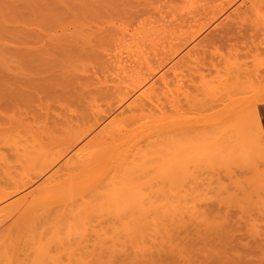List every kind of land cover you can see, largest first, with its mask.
<instances>
[{
  "label": "rangeland",
  "instance_id": "obj_1",
  "mask_svg": "<svg viewBox=\"0 0 264 264\" xmlns=\"http://www.w3.org/2000/svg\"><path fill=\"white\" fill-rule=\"evenodd\" d=\"M19 1L24 2V0H19ZM126 1L127 2L130 1V3L128 2V4L126 5V2H124L125 4H122V5H124V7L122 6V8L120 7L119 9L117 8V6H115L117 9L115 11L112 10V9H115V7H113V5H111V4L109 6H107V3L105 1L103 2V4L105 3L106 5L105 4L104 5L100 4L98 6H96V4L92 5L93 6L92 12L94 11L93 13L96 16H94V14L92 13L90 16L91 17L90 21L87 20L88 23L87 22L84 23V26H85V24H87V26L85 27L86 30H88L87 28H89V27H94V28H89V30L91 29L93 31V32H91V31H89V32L95 34V35H93L94 37L95 36L97 37V35H99V34H101V36L103 37V39H98L99 41H102L101 43H99V45H96L95 41L97 40V38H99L101 36H99L97 38L95 37L96 40L93 43L97 47L100 48V50H99V51H101L100 55L96 56V55L88 54V55H84V56L81 55L82 57L80 56L78 58L76 56H75L76 58H73L74 57L73 56L72 59H70L71 57L67 58V59L61 58V61L59 60V63H55L52 67L53 72H56L60 76L62 75L61 77H63V78L59 77V81L61 79L64 80V78H67V80H68L67 83H65L66 79L64 80V82L61 81L60 83L56 81L55 83L58 84V86H60L59 84H61V83L63 84V85L61 84L63 87H64V84H65V87L71 85V88L67 87V89L70 88V90L75 89V87L79 88V89H84L85 87H87L88 90L89 89L94 90V88L97 89L98 86H100V88L98 87V89H102L103 91L106 89H109L108 97H106L107 95L106 96L104 95L103 98H98L99 100L97 102H99L100 106L102 105V108H104V109L111 107V106L114 107V111L110 112V114L105 116L104 119L101 121V123H99L96 126V128H94L92 131H90L79 143H77L75 146L70 148L68 151L64 152L63 155L60 157V160L51 168L50 171H48V173H46L44 176L40 177L38 180H36L32 184H30V186L26 187V189H24V190L22 189L21 192H18L15 195L13 194V195H11V197L8 196L9 198L5 197V199L3 198L0 200V221L2 223V224H0L1 225L0 231H3L2 229L9 227V229L14 232V237L17 238V240H18V241H15L16 243L11 245V247L8 248L6 251L0 249V261L3 262V264H6V263L12 264L14 262V260L16 259L15 258L16 254H14V252H15L14 249L17 247L18 250H23L26 253V255H28V254L30 255V256H27V258L31 257L30 258L31 261L28 260L30 264H46V263L53 264L52 263L53 259L50 258L51 257L50 254H52V253H53L52 255L56 254L57 252H55V250L57 251V249H60V251H61L63 249L62 247H64L63 244L66 241L69 242V239H71L73 242L76 241L74 244L78 243V241L82 242L83 240L82 239L80 240V238H83V235L85 234V232H87V231L90 232V230L92 229V226L90 224L96 225L98 223V222L96 224H94L95 222L90 223L88 220L89 217H92V216L94 218L95 217L98 218L100 216L101 217L102 216L107 217L108 213H109L108 216L110 217V215L114 214L113 213L114 208L112 209L113 210L112 213L108 212V210L113 207L112 204H111L112 207L109 206V207H107L108 208L107 209L106 206L103 208L104 205L101 207L100 204L96 205V202L95 203L92 202L93 198L91 195L92 194L95 195L97 190L93 192V189L91 190L90 185H87V184L79 185L78 184L79 183L78 181H81V180L77 181V179L82 178L81 175L84 174V173H82L83 171L82 172L80 171L81 175L79 173V177H77L79 170H74L73 172L70 171L71 172L70 173L65 168L67 167L66 164L71 163L70 165H74L72 163H76V161H78L79 158L82 159L83 156L84 157L86 156V154L88 156L90 153L89 152L90 148H86V147H88L89 142L95 136H97L98 133H100L103 129H105V127L110 125V123L113 120H117L120 117L122 118L123 115L125 117V116H130V115L134 114L137 116L135 118L136 122L133 125L129 126L128 129L126 130V131H128L126 138L130 141L129 147L133 153H138V151L141 149H143V150L148 149L151 151V153L153 154L151 161L154 160L153 162H155V164L153 163L154 165H152V167H153L152 170H154L156 175L157 174L159 175L160 173H162L163 169L165 167H168V165L171 168V166H173V162H175L177 160V158H180L182 153H184V152L187 153L185 158L182 157L183 160L185 161V162L183 161L182 166H186V169L184 167H182V169L179 170V171H181L180 173L179 172L174 173L173 178H171L170 180L167 181V185L170 184V186L166 187V191L168 192V194L170 196L169 200H170L172 209L174 208L173 206H175L176 207L175 210L180 211V213L184 217V218H181V219H183V221L184 220L190 221V217H192L190 214L194 215L196 213L195 209H194L195 211H193V212L191 211V210H193L192 209L193 205L198 206L197 208L199 209L198 210L199 212H200V210L202 211V209H204V210L206 209L208 212V215H209L210 210L212 211V209H213V207L211 205H213L215 207L214 204L219 203L216 205L218 206L221 204L222 209L226 208V206H227L228 208H230V210L233 209V210H231V213H233L236 211L234 209H236V208L239 209V206H238L239 201L237 200V198L233 197L234 196L233 192L237 189L236 185L247 186L246 184H249L248 186H254L255 185L258 187V189L255 190L256 191L255 194L253 196H250V199L246 200V202H245V203H247V209H248V211L246 209L247 213H246V211L244 213V210H239L240 212H243L242 213L243 217L240 216V218L242 217V219L239 218V215H241V213H239V212H238L239 215L236 217L233 214H231L232 216L235 217V218H233V217L232 218L235 219L236 221H238V223H240V224H238V223L236 224V221L234 224L233 219L232 218L230 219L231 215H230V212L228 211L229 209L228 210L224 209L223 213L220 212L224 215L225 214L224 211L225 212L228 211L229 215H230L229 221L232 222L234 224V226L241 225V226H239V228H241V230L237 228V229H235L236 231L232 230V232L234 234V237L235 236H241V238H243V239H241L242 241L239 240L240 239V237H239V238H237L238 241L236 239V242L232 243L234 241V239L232 238L233 236H231V238H229L230 237L229 234H231V228L228 229L229 231H228V235H227V236H229L228 238L231 241L227 240L228 238L225 237L226 239L223 238V240L226 242H223V243H225L223 245H222V241L220 240V238H222L223 236L220 238L217 237L218 239H216V237H215L216 235L215 234L212 235L211 234L212 232H209L210 234L205 236V233L203 230V233H202L203 236L201 235V238H200L199 236H197L198 234L196 233V228L191 227V223H190V227L195 229V231L192 229L193 231L191 232V234H190V232L181 231L183 229L186 230L184 228V227H186V225H182L184 227L180 228L181 230L178 227V229L180 230V232L182 234V237H181V234L179 233V236H178L179 238H177V235H176L175 236L176 238L173 236L174 239L170 238V241H169V239H167L168 237L165 236V238L169 241V243H167L169 246L166 245L165 242H167V240L165 238H163V239H165L166 241H164V242L162 241L163 240V239H161L162 235L159 237L161 239V243L157 239H154V241L148 240L149 242H147L146 243L147 245H146L142 240H140L141 242L140 241L139 242L142 243V247L145 244L144 245L145 248L143 247V249H145V250H146V248L149 250L152 249L150 251V253H148L149 250H148V252L146 251L147 253L145 252V255L143 253H141V251L139 249L138 253H140L139 254L140 256H138V257H141L142 254H143V257L146 256V258H142V257L140 258L141 260L143 259L144 263L141 261L142 264H186V263L189 264L188 262H191L192 260L194 262V263L192 262L193 264H195V263L196 264H198V263L199 264H205L206 261L208 262V264H210V263H212V264H222L223 263L224 264L225 262H223V261H225V260H226L225 264H227V259L225 258V260H224V255L229 253L230 251H232L234 249L233 248L232 250L228 251V249L231 247L228 248V246H226V243H230V242L233 245L238 243L242 246V244H244L243 247L246 246V247H248V249H249V246H251L250 252L248 251L251 254L247 253L248 254V255L246 254L247 257L246 256L239 257L240 253H238V252L242 251L241 254L243 255V253L246 251V247H244L245 250L243 251V247H241L238 244H237L239 246L238 248H240V249L242 248L241 250L237 249V247H236L237 245L232 246V247H235L236 250H240L238 252L234 251L235 249L233 250V252L238 253L239 256H237V253H235L237 257L235 256V254L233 252H230V253L234 254V255L231 254L232 256H235L237 258V259L232 258L231 255L229 254L233 260L236 261V260H238V258L241 259L242 257H244V258L246 257L245 260L244 259L241 260V261H243L242 263L240 260H238L236 262H233L234 264H237V263L238 264H240V263L241 264H243V263L244 264H264V177H263L264 176V172H263L264 163L261 162L264 160L263 159L264 153H263V157H262L261 151L259 152L258 148H257L258 150L256 148H253L256 150H253V152H255V153L251 152V155L253 154L255 156L258 153H261V154H258L257 156H255L256 160H254L252 158L254 160V162L256 163V166H257V163L259 162V164H258L259 168H256V166H254L255 163H252V162H251L252 164L249 163V165L247 167L246 164H248V163L243 162L244 160L239 155L240 152L238 150H236L237 154H235V155H237L238 159H239V157H241L243 161L240 159H239V161H237L235 159L236 157H234V156H233L234 159H232L233 157L229 158V157H225V156H220V157L216 156L215 158L211 159L210 157L209 158L207 157V154L209 153L208 148H205V149L200 148V150L195 149V148L194 149L190 148V144L193 142L192 140L196 139L198 141L199 136H200V140H203L204 135H203V132L201 131V129H203L202 125H204L203 123H205L204 126L206 127V125L210 124L212 121H215L216 117H218V115H219L218 114L216 116V114L219 112V110L222 107H224L227 104V102H229L228 97H226L227 95L226 96L224 95V94L228 93V92H226L227 89H228V91L230 90V92L233 93L232 96L233 97L235 96L236 98H245L247 96H250L252 94L255 95L257 93V91H251L250 89L254 88L253 84L256 82V80H257L256 83H260L261 82L260 78L264 79V10L260 9L256 6L255 0H126ZM8 2H11V0H8ZM12 2H15V0H12ZM17 2L18 1H16V3ZM97 7H100V9ZM101 8H102V11H101ZM94 9H97L96 12L99 10L102 13L100 12L99 16H97L99 11L97 13H95ZM104 10H105V12H109V13L103 12ZM7 11H8V9H7ZM9 11L11 12L10 9H9ZM24 12H27L26 8H25ZM70 12H72V11H70ZM70 14H69V16H67V15L65 16V18L67 17L66 19L57 18L58 20L46 21L47 23H44V22L42 23V21H39V20H36L37 22L33 21V20L32 21L26 20L27 21L26 22L25 20L22 19V21H21L20 17H19L20 20L17 18L18 16L15 19L16 20L18 19L19 22L18 21L14 22L12 19H10L9 22H7L6 24L8 25L10 23L8 26H10L11 29L13 28V26H17L18 28L15 27L16 30L17 29L21 30V28H23L22 32H24L26 34V32H27L25 30L26 28H28V29L34 28L35 30H32L34 32V34L32 33V36L34 35V37H32L34 42L32 41L30 44V41L32 40V38H31L28 43L26 42L27 45L24 47L23 41L25 39L23 38L21 31L16 32V33L11 32L12 33V34L10 33L11 35L9 33H7L9 31H6V32L0 31L1 32L0 36H2V38L0 37V48L2 46L3 47L7 46L6 44H11V47H12V45H14V42H15V46H14V48H15L16 45H18V44H16L17 42L14 41V39L20 38L19 40H21V37H22L23 41H21V42H23V45L19 43L18 47L22 48L23 51L26 52V53H24L23 51H21L20 53H16L15 51H12V53H10V51H9V53L3 52L4 54L1 53L0 57L7 56L6 58H7L8 62H10V64H16V62L12 63L9 60H12V58H13L15 61L16 58H20V57L27 55L25 57V59H26L28 56H30L29 54H27L26 49H24V48H27V46H28V48H30L32 46L35 47L36 45L38 46L40 44V45H44V46L48 45L50 47L54 42H56V40L62 39L64 37H66L67 34L69 35L71 33L72 34L75 33L76 35L75 34H73V35H75L78 39H81L79 34L82 33L81 32L82 28L81 29H79V28L83 24L82 23L83 18H81L82 20H79L80 17L75 16V15H77L76 13L73 12ZM72 14H75V15H72ZM62 17L63 16H61L60 18H62ZM11 20H12V22H11ZM83 22H84V20H83ZM20 25H21V27H19ZM26 25L27 26L30 25L29 26L30 28L27 27ZM84 26L82 25L81 27H84ZM5 30H6V27H5ZM8 30H9V28H8ZM79 30H81V31H79ZM10 31L15 32V30H10ZM35 31H37L36 34H35ZM3 33H7L8 35L4 36ZM19 36H21V37H19ZM19 40H17V41H19ZM27 40L28 39H26V41ZM2 42L6 43V44L4 45V43H2ZM8 46H10V45H8ZM48 46H46V47H48ZM41 47H43V46L36 47V48L38 49ZM17 52H19V51H17ZM21 53H22V55H21ZM8 57H11V58L8 59ZM14 57H16V58H14ZM0 59L2 60L3 58H0ZM21 59H23V58H21ZM1 60H0V62H1ZM7 60H5V61H7ZM18 60L16 59V61L22 63V61H20V59H18ZM165 60L167 62H165ZM5 61H4V63H5ZM18 62H17V64H18ZM162 62H165V65H163V67L161 66V68H159L160 63H162ZM4 63H0V68H1L2 72H4V73L0 72V74L11 76L12 80H13V76L15 77V75L18 74L19 70L21 72H23V70L25 71V69H26V68L23 69V67H21L22 69L19 68V70H18L17 68L14 69L15 66H17V65H13V66L10 65L11 69L8 70V67L5 66L6 63H5V65H4ZM3 65L6 68L5 67L3 68ZM18 65H20V64H18ZM61 65H63L64 67ZM68 66L70 67V70L68 69L69 68ZM57 67H63V68L66 67V69H68L69 72H67L68 71L67 70L65 73V70L63 68H62L63 70L61 69V71H59L60 69H58ZM44 69L45 68H42L41 70H43V71H40V72H44V73H42L43 75L45 74L47 76V75L53 74L52 71H50L48 69H47L48 71H46L47 72V74H46ZM49 69H51V68H49ZM5 70H7L8 72H5ZM16 71H18V72L15 73ZM250 71L257 72V77L247 78L245 74L247 72H250ZM151 72H152V74H151ZM29 73H30V71H29ZM56 73H54V75H56ZM74 74L76 75V77L78 79L75 78ZM150 74H151V76H150ZM140 76L141 77L142 76H145V77L150 76L151 78L148 77L149 81L147 79L146 83H144L140 87H136L135 85H137L138 80L139 81L141 80V79H139ZM88 77H91L92 80L89 81L87 79ZM4 78L7 79V77H5V76H4ZM73 78H75V79H73ZM91 78H89V79H91ZM12 80L9 81V84H11V82H13ZM165 82H167V83H165ZM9 84H8V86H9ZM56 84H55L54 88H56ZM66 84H68V85H66ZM132 85L134 86V88L136 87L137 90L136 89L134 90ZM59 88H61V90H63V88L60 86V87H57L58 91H61V90H59ZM87 88H85L86 91H87ZM131 88L134 91L132 92L130 97H128L125 100H122L123 92L126 91V89L131 90ZM57 90L55 92L56 95H53V96L51 95V92H49L50 94L48 92H46L48 98H46V96H45V98L42 99V97H44V95H45L44 93H42L41 97L38 96L39 99L36 98L37 100L35 99L33 101H27V103H24V102H26L24 100V102H23L24 105H23V103H21L23 105L22 108L19 106V101H18V103L16 105L14 104L11 107L12 108L15 107L16 110L19 109L20 111L18 110L19 111L18 112L16 110H14L15 111V113H14L13 110L10 111V110L6 109L9 113V114L7 113L8 115H6V116L8 117L9 115H11V113L12 114L14 113V114H17L18 116H20L19 119L23 118L22 119V121H23L25 118V113L27 115V112H28L29 118H28V116H26V118H28L30 120L28 121V119H27V121L21 122V121H19V119H16V118H18V116L15 115L16 117H13V118H15L16 121H15V119H12L10 121L12 116L10 119H8L6 117L8 120L6 119L5 123L3 121H0V123L3 122L1 124L0 128L2 130L5 129V127H3V126H6V128H10V126L12 125L13 122L17 123V120L19 121L20 125H24L26 128H27V124L30 125L31 122L34 123V124L31 123L34 127L39 128L43 125L45 126L46 121L47 122L51 121L50 124L52 125L54 123V121H56L57 118H60L59 121L61 120V117H62V119H65V116H66V118H68L66 115L68 113V111L65 107L72 109L76 105L73 102L69 101L70 97L67 99L63 96V98L61 100H59V98L57 97L58 96ZM120 91L122 92V95H121ZM190 91L192 92V95H194V96L191 95L192 96V103L194 104L193 106H190V101L189 102L186 101V100H188L187 93ZM220 91L223 92L221 95H220V93H221ZM240 91L244 92V93L241 94V93H239ZM53 93L54 92H52V94ZM58 93H60V92H58ZM147 95L151 97V101L152 102L154 101V104L150 101L151 104L148 103L149 106L147 105V108L145 109L147 111H145V110L143 111L140 109L138 110L137 109L138 107L136 106V104L142 99V97L144 98ZM222 95H224L225 97ZM49 96L50 97L56 96L58 99H56V97L52 99ZM223 97H224V99H225L224 101H226V103L221 100ZM40 98L42 100H40ZM175 98H177L176 99L177 101L176 100L173 101V99H175ZM193 98H194V100H193ZM215 101H217V102H215ZM89 102H91V101L86 100L85 106L81 109L77 108V106H76V109L77 110L79 109V112L81 114L82 113L85 114V115L82 114L84 116H86V114H88L87 116H90V114L92 113V109L89 106V104H90ZM222 102H223V104H222ZM69 103H73V105H75V106L71 105L72 106V108H71ZM170 103H172L171 106H170ZM213 103L215 104V107L219 106L220 104H222L221 105L222 107L214 108ZM68 104H69V107L67 106ZM152 104H153V106H152ZM157 104H158V106L161 105V107L163 106L166 109L168 108L167 109L168 113H169V115L172 116V117H170L171 120H170V123L168 125H165V124L158 121L157 118H159L158 116L161 115V111L158 109H156L157 110V112H156L157 116H148L147 117V115H149V113L151 111L150 107H154L153 112H155V107L157 106ZM173 104H177L178 106L175 107V106H173ZM62 105H64V107ZM187 107H188V109H187ZM5 108H7V107H4L3 110L6 113ZM132 108H133V110H132ZM179 108H181V109H179ZM70 109H68L69 112H70ZM217 109H219L218 112H216ZM47 111H49V112H47ZM20 112H22V113H20ZM23 112H25L24 117H22ZM60 112L62 113L63 116L58 117V115H60L59 114ZM65 112H67V113L64 116ZM72 112H71V114H72ZM80 113H79V115H80ZM176 113H178V114H176ZM32 114H33V116H32ZM49 114L51 117L49 116ZM35 115L36 116L38 115L37 118L35 117ZM46 115H48V117ZM30 116L32 118H30ZM75 117H76V115H75ZM26 118H25V120H26ZM53 118H56V119H53ZM86 118H87L86 121H88L89 118L88 117H86ZM52 120H54V121L52 122ZM92 121H88L87 125L90 124L89 122L92 123ZM208 121H209V123H208ZM27 122H30V123H27ZM16 123L15 124L13 123V124L17 128L23 127V126H20L19 124H16ZM21 123H23V124H21ZM193 124L198 126L197 129H199L201 131L202 137L199 134L200 133L199 130L197 131L196 128H191L189 130L188 125H193ZM11 127H13L14 129L16 128L14 126H11ZM24 128L22 131L26 132L27 129H24ZM2 130H0L1 131L0 133L3 136L4 135L5 136L3 137L0 134V137H2V138H0V164H2L4 166L8 165L9 167H12V169H13L11 172H7V171H4L5 167L3 168L1 165L0 168L3 169L2 172L3 171L5 172V174H3V175H8L7 173H9L12 176H16L17 178H19L21 176L20 179H22V178L26 179V176L33 173V170L29 168L30 165H28L29 163H27L24 160L25 158L22 159V157H20L22 162H26L28 166H26V163H21V160L19 162L21 163V165L23 167H21L19 162H17V163H19V165L16 163V161L20 158L19 157L17 158L15 156L19 155L17 152H19L20 149H19V151H17V147L15 146V142H13L15 140L13 135L10 134L9 137H11V138H10V140H7V139H9V137L7 138L6 134H9V131H8L9 129H5V131L3 130V132H6V133H3ZM6 130L8 131V133ZM12 130H10V132ZM15 130H17V129H15ZM19 130L21 131V129H19ZM13 132H15V134H17L16 131H12L11 133L13 134ZM24 132H22V133L24 134ZM19 133L20 132H18L17 135H19ZM142 136H143V138H142L143 140L140 142V144H135V143L133 144V142H136L135 141L136 139H138ZM15 137H16V135H15ZM193 143H196V142H193ZM185 146H186V148H185ZM18 148H20V147L18 146ZM127 149H128V147H127ZM186 149H188V150H186ZM15 150L17 152H15ZM56 150H57V148L54 150V152H56ZM59 150L61 151V149L58 147V150L56 153H58ZM21 151H23V149H21ZM199 151L202 154L201 157H200V155H198ZM190 152H192L194 155H196V158H198L199 160H202V161L206 160L205 162H208V163L201 161L202 162V164L200 165L201 170H199L198 169L199 165H198V167H196L193 164V162L195 161L196 158H195V156L190 155L191 154ZM14 153L15 154L17 153L18 155H15ZM167 154H170V155L167 156ZM3 155L5 157H7V159L6 158L5 159L8 162L5 163V160L1 159L4 157ZM191 156H192V159H194V160H192L190 158ZM258 156H260V157H258ZM261 157L263 160L261 159ZM187 158H189V159H187ZM190 159H191V162L188 161L191 163V164H189V166L190 165L192 166V168H190L191 169L190 172H192V170L194 172L197 171V172H199L198 173L199 176L201 175L200 173H202V176H203V178L201 176L203 181H202L201 185H199V187H197L194 184L193 180L191 182V178H190L191 175H190L189 169L187 168L189 166L186 162L187 160H190ZM2 160H4V162H2ZM168 160H169V162H168ZM141 162H143V161H141ZM171 162H172V164L170 165ZM240 162H241V164H243V167L240 164ZM184 163L186 165H184ZM244 165L246 166V168H244ZM15 166L17 167V169H15ZM251 166L253 168L255 167L256 171H255V168L253 169ZM27 167H28L29 171L27 170ZM143 167L147 168L145 166H143ZM76 168H74V169H76ZM227 168H231V171L232 170L235 171L233 173L235 175L231 176L232 174L228 172V170H230V169H228L226 171ZM262 168H263V170H261ZM183 169H184V171H183ZM194 169H196V170H194ZM5 170L10 171L11 168L7 169V167H6ZM17 170H19V171L17 172ZM257 170H260V171H257ZM24 171H26L30 174H28V173L25 174ZM56 171H58L57 175L61 176L62 181L67 178L68 184L67 185L65 184L66 195L63 197H60V199L57 202H54L55 204H52L53 208L60 207L59 211H57V214L53 213V215L58 216L60 214H65L66 217H68V222L61 224V225L55 224V226H52L51 230H49V236L45 237V239H43L41 237V235L39 234L40 230L39 231L37 230V232H36L33 230H29L26 227H23L22 226V222H23L22 220L23 219L20 218V216L24 214L23 213L24 211L26 212L29 208L34 206V203H36L39 199L42 198V191L47 184V179L52 174H54ZM225 171H226V173H229L231 175H229V177H228L227 176L228 174L226 175L224 173ZM261 172H263V173H261ZM18 173H19V175H17ZM21 173L24 175H21ZM155 173H153L154 178H155ZM217 175H220L219 176L220 178L222 177L221 182H217V180L220 181V178ZM1 176H2V173L0 175V182L2 179V182L0 183V190L3 188L5 190V187H6L7 189L5 191L2 190L4 192H6L7 190L11 189L10 187L8 188L7 186H9V185L6 184L8 178L5 179L4 178L5 176L4 177H1ZM74 176H75V178H74ZM260 176L262 178H260ZM8 177H10V176L8 175ZM71 177H73V179ZM212 177H214V179L211 181ZM229 178H232V179H229ZM160 179H159V177L156 176V179H153L152 184L150 186H146V187H143L141 189H140V187L137 188V186H136V188H134L135 190L132 191L133 195L135 194L134 197L136 198V196L139 195L138 190L141 192V195H142V191L147 193L149 191L157 190L159 185L162 184ZM220 183L226 184L227 186L231 185L230 187H232V188H228V190H227L224 187H221V186H223L222 184L219 187ZM240 183L242 185H240ZM226 185H224V186H226ZM102 188L103 187H100L99 190L104 189V188L103 189ZM4 192L0 191V197H1V193L4 194ZM7 192H9V191H7ZM240 194L239 195L242 197L245 196V195H242V193H240ZM247 197L249 198L248 195H247ZM240 199H242V198L240 197ZM210 206L212 207V209L209 208ZM206 207H208V209ZM116 210H117V208H116ZM213 210H216V212L213 211V213L214 214L216 213L217 215L214 216L213 213L211 212L212 215L210 217V220H213L214 217H217L218 220H220L219 217L223 216L222 214L219 215V211L221 209L218 211L217 208L216 209L214 208ZM174 211H173V213L176 212V211L175 212ZM238 213H235V214L237 215ZM188 215H190V217H188ZM177 216L181 217L180 214H178ZM195 216H196V214H195ZM244 218H246V219H244ZM2 220L4 222H2ZM229 221H227V222L229 223ZM246 221L248 222V227L244 228L243 226H247V224H245V223H247ZM3 223H4V225H3ZM184 223L187 224V222H184ZM98 224L96 225V229H97V227L98 228L100 227V225H98ZM53 225H54V222H53ZM182 226H180V227H182ZM188 227H189V225H188ZM107 228H108L107 231H109V232L112 231L111 227L109 228V226H108ZM232 228H233V226H232ZM161 229H162V226H161ZM175 230H177V227ZM237 230H239V231H237ZM193 232H195L197 234L196 235L197 239L199 237V239H201V241H199V240L197 241L196 239H192L191 236L193 235L192 234ZM18 233H19V235H17ZM185 233H188V234L186 235ZM110 235L111 234L108 233L107 237L105 239V241L108 240V242H111L110 246H109V244L107 245L108 242L107 243L105 242V244L107 245V248L111 247V244H112V241L109 238ZM185 235H186V238H185ZM188 235H190V236H188ZM212 236H214L215 238H213ZM190 237L192 240H195L193 242V245H191L192 243L190 244L191 247L192 246L194 247V245H196V243H195L196 241H197V245L195 247H198V245H199L198 242H200V244H201V247L199 245L197 252H196L195 247L193 248V250L195 249L194 252L192 249L190 251L191 247H189V243L187 244V242L188 241L192 242V240L190 239V240L186 241L187 238H190ZM203 237L208 239V240H206L208 245H210L211 243H214L212 240L216 239L215 244H218L217 245L218 247H215L216 245L213 246L214 244L210 245V246H208V245L202 246L201 242L205 241V239ZM157 238H158V235H157ZM180 238L182 240L186 239L184 241V243H186L185 247L182 245L184 243H181L180 242L181 240H178ZM183 238H185V239H183ZM193 238H195V237H193ZM210 239H212V240L210 241ZM232 239H233V241H232ZM217 240H218V242H217ZM72 241H70V242H72ZM97 241H98V239H97ZM151 241H153V244L155 243L154 245L152 244L153 248L151 247L152 246ZM208 241H209V243H208ZM220 241H221V243H220ZM73 242H72V245H70V246H68L69 243L66 242L67 245H65L64 249H67L68 247L73 246ZM156 242H159V244ZM162 242L165 243L166 247L162 245L163 248H161V244H163ZM173 242H175V243H173ZM239 242H241V243H239ZM127 243L131 244L132 242H130V243L127 242ZM180 243L182 245L181 249H180V246H178ZM247 243H249V245ZM61 244H62V247H61L62 249L58 248L59 245H61ZM93 244H94V240H93V242L90 243V246L92 247ZM220 244H221L222 248L220 247ZM227 245H230V244H227ZM125 246H122L121 244H119L118 248L120 247L119 248L120 252L118 254L120 256V260H118L119 262H117L116 264H122L123 262L121 259L124 260L125 255L128 256V253H130L132 251H133L132 253H134L135 251L137 252V249L135 250L133 247H131L133 250H130L131 248L128 249V251L125 249L127 252H125V250H123L124 253H127L124 255L122 248L124 249ZM132 246H133V244H132ZM158 246H160L159 250H158ZM205 246L208 248L213 246V248H211V250L214 253H212V251L210 249H207ZM223 246H224V248H223ZM77 247H78V245H77ZM127 247H129V245H127ZM164 247L167 249H165ZM171 247L173 248V251H171ZM187 247H189V250H187ZM203 247H205L206 251H208V252L210 250V253L206 252L204 250L205 248H203ZM219 247H220V249H222V250L219 249V251L226 250V247H227L226 253L224 254L223 253L224 251H223L222 253L224 255H222V256L217 255V254H222L221 252L220 253L218 252ZM74 248H76V247H74ZM140 248H141V246H140ZM183 248H186V251ZM215 248H217V249H215ZM48 249H50L49 255H48V253H49ZM51 249L55 253L54 252L51 253ZM199 249H201V250H199ZM46 250H48L47 251L48 253L45 252ZM155 250L158 251V253L156 255L153 254L154 252L155 253L157 252ZM167 250L171 251V252H169L171 255L168 253ZM175 250H176V252H175ZM177 250H179L180 254H181V252L182 253L187 252L186 254L189 255V253H188V251H189L190 254H193V255H191V257L186 256V254L179 255ZM199 251H201V252H199ZM106 252L109 254L110 248H108L106 250ZM151 252H153L152 254L154 256L151 254ZM42 253H43L44 258L42 257ZM107 253H106V255H108ZM200 253H203L204 256H201L202 254H200ZM245 253H244V255H245ZM227 255L225 257L229 256V255L228 256ZM47 256L48 257L50 256L49 258L51 259V261L48 260ZM54 256H52V257H54ZM108 256L106 258H108ZM179 256L181 257V259ZM230 257L228 258L229 260H230ZM152 258H153V260H152ZM174 258L176 260V261L174 260L175 263H173ZM189 258H191V260ZM140 259L136 258L137 264H139L138 260H140ZM166 259H169V261H172V263ZM194 259L197 261L195 262ZM232 259H231V262H232ZM76 260H74V261L78 262L77 264H79L80 263L79 259L76 258ZM180 260H182L185 263H183ZM214 260H216L217 263L212 262ZM45 261H46V263H44ZM61 261L63 262L64 259ZM66 261H68V259L65 258L64 263ZM239 261H240V263H239ZM247 262H249V263H247ZM192 263H190V264H192ZM228 263L233 264V263H230V261ZM14 264H15V262H14ZM135 264H136V262H135Z\"/></svg>",
  "mask_w": 264,
  "mask_h": 264
},
{
  "label": "bare ground",
  "instance_id": "obj_2",
  "mask_svg": "<svg viewBox=\"0 0 264 264\" xmlns=\"http://www.w3.org/2000/svg\"><path fill=\"white\" fill-rule=\"evenodd\" d=\"M16 1H18V2L16 3ZM104 1L107 3V6H109L111 4V5H113V7L117 6L118 9L120 7L122 8V6L124 7V5H122V4H125L124 2H126V5L128 4V2L130 3V1L127 2L126 0H24V2L23 1L21 2L19 0H15V2H12V0H11V2H8V0H0V29H1L0 31L1 32L9 31V32H7L9 34L11 32L12 33H16L19 31L22 32L23 28H21V30H18V29L16 30L15 27H17V26H13V28L11 29V27L8 26L10 23L8 25L6 24L7 22H9L10 19H12L15 22V21H18V19L20 17L21 21H22V19L25 21L26 20L27 21L28 20L29 21L30 20L31 21L32 20L33 21L39 20V21H42V23L43 22L47 23L46 21H51V20L56 21V20H58L57 18L66 19L67 17L65 18V16L66 15L69 16V14L73 13V12L76 13L77 15H75V14H72V15L80 17L79 20H82L81 18H83L84 22L82 20V23H83L82 25L84 26V23H86L87 20L90 21V18H91L90 16L94 12V11L92 12V9H93L92 5L93 4L94 5L96 4V6H98L100 4L104 5L105 4V3L103 4ZM255 3H256V6L258 8L264 10V0H255ZM100 7H97V8L100 9ZM25 8H26L27 12H24ZM102 8H101V11H102ZM7 9H8V11L10 9L11 12L10 11L8 12ZM94 10H95V13H97L99 11L98 10L96 12L97 9H94ZM112 10L115 11L117 9L115 7V9H112ZM70 11H72V12H70ZM101 11H99L97 16H99ZM103 12H105V10ZM105 13H109V12H105ZM61 16H63V17L60 18ZM94 16H96V15L94 14ZM16 17L18 18L17 20L15 19ZM12 20H11V22H12ZM29 26H27V27H29ZM81 26L79 28V29L82 28V31L79 30L82 32V33L79 32L81 39H78L75 36L76 35L75 33H73L75 35H73L71 33L69 35L67 34L66 37H64L62 39L56 40V42L53 41L54 43L50 47L46 44L45 45L48 47H46L44 45H40V44L38 46L36 45L35 47L32 46L30 48H28V46H27L28 49L27 48H24V49H26L27 54H29L30 56H28L26 59H25V57L27 55L20 57V58L14 57L17 60L20 59V61H22V63L18 62L19 60L16 61V59L14 61V59L12 58V60H9V61H11L12 63L16 62V64H10V62H8V60L6 58L7 56L3 55L4 57H0V58H3L2 60L0 59L1 60L0 63H4V61L7 60V61H5L6 65H5V63H4V65L6 67H8V70L11 69L10 67L13 65H17V66H15L14 69L17 68L18 70H19V68L22 69L21 67H23V69L26 68L25 71L23 70V72H21L20 70H19V72L16 71L15 73L18 72V74L17 75L14 74L15 77L13 76V80L11 79L12 78L11 76L0 74V121H3L4 123L6 122L5 120L7 118L10 119L11 116H12V118L10 119V121L12 119H15L13 117H16L15 115H17V114H14L15 113L14 110H16V109H15V107L12 108L11 106H13L14 104L16 105L18 103V101H19V106L22 108L24 103H27V101H33L36 98H38V96L41 97L42 93L45 94L44 97H42V99L45 98V96H46V98H48L46 92H48V93L51 92L52 96L56 95L55 92L57 90V87H60V86L63 88V90H61V88H59V90H61V91L57 90L58 92H60V93L57 92V95H58L57 97L59 98V100H61L63 98V96L67 99L70 97L69 101L73 102L77 106V108H80V109L85 106L86 100L92 102V103L89 102L90 103L89 106L92 109V113L90 114V116H87L88 114H86V116H84L85 115L84 113H82V114H84V115H82L79 112V109L77 110L76 106L73 105V103H69L70 106L71 105L75 106L74 108L76 110L74 108H72V106H71V108L73 110L65 107L67 109L68 113L65 112L64 116L67 113L66 115L68 118H66V116H65V119H62V117H61L60 121H59L60 118H57V117H56L57 119L53 118V119H56V121L52 120V122L54 121V123L52 125L50 124L51 121L50 122L46 121L45 126L43 125L39 128H36L31 124V123H33V122H31L32 120L30 121L31 123L27 122V123H30V125L27 124V128L24 125H20L19 121L25 122L29 118V116H28L29 113L26 111L27 115L25 112H23V116L21 115L22 117H24V113H25V118H26V116H28V118H26V120L24 118V120L22 121L23 118L21 117L22 119H19L20 116L17 115L18 118H16V119H19V121L17 120V123L13 122L14 124L16 123V124H19L20 126H23V127L17 128L11 122L12 123L11 126L16 127L15 129H17L18 131L15 130L11 126H10V128H6V126H3V127H5V129H9L8 130L9 134H6L7 138L10 136V134L13 135V137L15 138V140L13 142H15V146L17 147V151H19V149H20V151H19L20 153L15 150V152H17L19 154L18 155L17 153L16 154L14 153L15 155H18L15 157H17V158L22 157V159L25 158L24 160L27 163H29L28 164V165H30L29 168L33 170V173L30 174V173L24 171L25 174L28 173L30 175H27L26 179L25 178L20 179L21 176L19 178H17L16 176H12L11 174L7 173V172H11L13 170L12 167H9L8 165L4 166V165L0 164V166L2 165V167L3 168L5 167V169H6V167H7V169L11 168L10 171L4 169V171H7L6 173L10 177H8V175H3V174H5V172L4 171L2 172L3 169L0 168V172L2 173L1 177L5 176L4 177L5 179L8 178L6 184L9 185V186H7L8 188L9 187L11 188L10 190H7L9 192H7V191L4 192L7 189L6 187H5V190H4V188L0 190L1 192H4V194L1 193L0 200L3 198L5 199V197L7 198L8 196L11 197V195H13V194L15 195L16 193L21 192L22 189L23 190L26 189V187L30 186V184H32L33 182L38 180L40 177H42L46 173H48V171H50L51 168L60 160V157L63 155L64 152L68 151L70 148H72L77 143H79L90 131H92L94 128H96V126L99 123H101V121L104 119L105 116L110 114V112L114 111V107L111 106V107L104 109V108H102V105L100 106V103L97 102L99 100L98 98H103L104 95L105 96L107 95L106 97H108L109 89H106L103 91L102 89H98V87L100 88V86H98V87L96 86L97 89L94 88V90L93 89L88 90L87 87H85V88H87V91L85 90V88L79 89L76 87H75V89L70 90L71 85L67 86V87H70L69 89H67V87H65V84L63 87L62 83H61L62 85L59 84L60 86H58V84L55 83L56 81L59 83L61 81L64 82L65 79H66L65 83L68 82L67 78H64V80L61 79L59 81V77L63 78V77H61L62 75L60 76L56 72H53V70H52L53 65L55 63H59V60L61 61V58L67 59V58L71 57L70 59H72L73 56H74L73 58H76V57L78 58L81 55L84 56V55H88V54L98 56L101 53V51H99L100 48L96 46L102 42V41L98 40V39H103L101 34L97 35V37L101 36L102 38L101 37L97 38L95 36L97 38V40L99 41L98 42L95 39V37L93 36L95 34L91 33L93 31L91 29L89 30V28H94V27H89V28H87L88 30H86L85 27L87 26V24H85L84 27H81ZM5 27H6V30H5ZM19 27H21V25ZM8 28H9V30H8ZM10 30H15V32L10 31ZM25 30L27 31L26 34L24 32H22V36L25 39L24 41L22 40L23 38L21 36H19V37H21V40H19L20 38L14 39V41H16L17 42L16 44H18V45H19V43L23 45V42H24V45H23L24 47L27 45L29 40L32 37H34V35L32 36V33L34 34V32L32 30H35V29L34 28L33 29L32 28L31 29L26 28ZM89 31H91V32H89ZM1 32H0V34H1ZM36 32L37 31H35V34H36ZM7 33H3L4 36L8 35ZM0 37L2 38V36H0ZM26 39H28V40L26 41ZM17 40H19L20 42ZM21 41H23V42H21ZM32 41H33V38L30 41V44ZM94 41H95L96 45L93 44ZM2 43H4V42H2ZM5 44L6 43H4V45ZM6 45L7 46H4V47L2 46L0 48V54L3 52L9 53V51H10V53H12V51H15L16 53H20L21 51H23L22 48L18 47V45H16V47L19 50L16 47H15L16 49L14 48L15 42H14V45H12V47H11V44H6ZM8 45H10V46H8ZM40 46H43V47L38 48V49L36 48V47H40ZM16 50L19 52H17ZM23 52L26 53L25 51H23ZM22 53H21V55H22ZM10 58L11 57H8V59H10ZM21 58H23V59H21ZM17 62L21 66L18 65ZM165 62H167V61L165 60ZM165 62L160 63L159 68H161V66L163 67V65H165ZM4 65H3V68L5 67ZM61 66H63V65H61ZM63 67H57V68L60 69L59 71H61V69ZM66 67L63 68L65 70V73L68 69L70 70L69 66H68L69 67L68 69H66ZM42 68H45L44 70H45L46 74H47L46 71H48V70L52 71L53 74L47 75V76L45 74L43 75L42 73H44V72H40V71H43V70H41ZM49 68H51V69H49ZM0 70H1V68H0ZM69 70L67 72H69ZM29 71H30V73H29ZM0 72H2V70ZM5 72H8V71L5 70ZM2 73H4V72H2ZM54 73H56V75H54ZM151 74H152V72H151ZM151 74H150V76H151ZM4 76L7 77L8 80L6 78H4ZM74 76L76 79H78L75 74H74ZM150 76H148V77L151 78ZM148 77L147 76L146 77L140 76L139 79H141V80L140 81L138 80V82L136 81L137 85H135V84L134 85L136 87H140L141 85L146 83ZM75 78H73V79H75ZM89 78H91V77L87 78L89 81L92 80V78L91 79H89ZM260 79H261V82L264 81L263 78H260ZM11 80L13 82H11V84H9V81H11ZM148 81H149V79H148ZM256 82H257V80H256ZM256 82L253 84V87H257V89H259V88L260 89L257 90V93L255 95L252 94V95L247 96L245 98H236L235 96L233 97L232 96L233 93H231L230 90L228 91V89L226 90V92H228V93H226L224 91L226 93L224 95L225 96L227 95L226 97H228L229 102H227V104L224 107H222L221 105L223 104V102L226 103V101H224L225 96L222 95V96H224L221 99L223 102H222V104L217 106L219 108L220 107H222V108L220 110L217 109L216 112H218V110H219V112L217 114L215 113L216 116L219 114L218 115L219 118L216 117V120L212 121L210 124L206 125V127L204 126L205 123H203L204 124V125H202L203 129H201V131L203 132V135H204L203 140H200V136L198 137V139H199L198 141L196 139L192 140L193 142H196V143L192 142L190 144V148H192V149L195 148L198 150H200V148H204V149L208 148L209 153L207 154V157L208 158L210 157L211 159L215 158L216 156L217 157L218 156L219 157L225 156V157H229V158H232L234 156V157H236L235 159L237 161H239V159L242 160V158H243L244 161L243 160L242 161L248 163V164L245 163L247 167H248L249 163H251V162L255 163L254 162V160H256L255 156H257L258 154L262 153L261 156L263 157V153H264V131L260 125L259 118L257 115V104L264 100V87L258 88V86L256 85ZM54 83L56 84V88H54L55 87ZM165 83H167V82H165ZM8 84H9V86H8ZM68 84H66V85H68ZM262 84H264V82ZM136 87L134 88V86H133L134 90L136 89ZM134 90H132V88H131V90L126 89V91L123 92L122 100H125L128 97H130V95L132 94V92ZM251 90L254 91L256 89L251 88ZM52 92H54V93L52 94ZM220 92H221L220 93V95H221L223 92L222 91H220ZM239 93L242 94L244 92L240 91ZM121 95H122V92H121ZM191 95H192L191 91L187 93L188 100H186V101H188V102L190 101V106H193L194 104L192 103V96H194V95H192V96ZM55 97L56 96L50 97V98L53 99ZM57 97H56V99H58ZM145 97L144 98L142 97V99L136 104V106L138 107L137 108L138 110L140 109V110L144 111L147 108L148 103L151 104V102H152L151 97L148 95ZM42 99L40 98V100H42ZM176 99L177 98L173 99V101H175ZM24 100L26 102H24ZM193 100H194V98H193ZM215 102H217V101H215ZM21 103H23V105ZM152 103L154 104V101ZM69 104L67 105L68 107H69ZM153 104H152V106H153ZM171 105H172V103H170V106ZM62 106L64 107V105H62ZM173 106L176 107L178 105L173 104ZM4 107H7V108H5V110L6 109H8L10 111L13 110L14 115L11 113V115H9L7 117L6 115H8L9 113L7 110H6V113L4 112V110H3ZM217 107H215V104H214V108H217ZM68 109H70V112ZM156 109L161 111V115H159L158 116L159 118H157L158 121L165 124V125H168L170 123V120H171L170 117H172V116L169 115L168 110H167L168 108L166 109L163 106L161 107V105L158 106V104H157V106L155 107V112H153L154 107H150L151 111H150V113L148 112L149 115H147V117L148 116H157L156 115V112H157ZM179 109H181V108H179ZM187 109H188V107H187ZM18 110H16V111H18ZM132 110H133V108H132ZM145 111H147V110H145ZM47 112H49V111H47ZM71 112H72V114H71ZM78 112L80 113V115ZM20 113H22V112H20ZM73 113L76 115V117ZM59 114L60 115H58V117L63 116L61 112ZM176 114H178V113H176ZM32 116H33V114H32ZM37 116L35 115L36 118H37ZM46 116L48 117V115H46ZM49 116H50V114H49ZM86 117L89 118L88 121L93 120L92 123L89 122L90 123L89 125H87L88 121H86L87 120ZM136 117L137 116L134 114L130 115V116H125V117L123 115L122 118L120 117L117 120H113L110 123V125L105 127V129H103L100 133H98V135L95 136L89 142L88 147H86V148H90V150H89L90 153L88 152L89 155L87 156V154H86V156L85 157L83 156L82 159H80V158H79V160L77 159L78 161H76V163H72L77 168L74 165H70L71 163L66 164L67 165L66 168L64 167L65 169H67L68 172H70V171L73 172L74 170H79L77 177H79L80 171L81 172L83 171L82 173H84V174L81 175V173H80L82 178L77 179V181L78 180H81V181H78L79 183L77 181L76 182L79 185H84V184L90 185L91 190L93 189V192L97 190L95 195L94 194L91 195L93 198L92 202H94V203L96 202V205L100 204L101 207L104 205L103 208L105 206L107 208V207L111 206V204H112L113 207L111 206L112 208H110L108 210V212L112 213V211L114 210L113 211L114 214L110 215V217L108 216L109 213H108L107 217L106 216H102V217L100 216L98 218L97 217L94 218L93 216L89 217L88 220L90 223L95 222L94 224H96L98 222L99 224L98 223L97 224L100 225L101 228L97 227V229H96L97 224L96 225L90 224L92 226V229L90 230V232H88V231L85 232V234L83 235V238H80V240L81 239L83 240L82 241L83 243L81 241L80 242L78 241V243L74 244L76 241L73 242L71 239H69V242L70 241L73 242V246L68 247V246L72 245V242L69 243L68 241H66L67 243H69V245L67 246L68 248L66 247L67 249H64L65 245H67L66 242L63 244L64 247H62V244L59 245L58 248L62 247L63 249L61 248L62 249L61 251H60V249H57V251L55 250V252H57L56 254H54L55 256L52 255L53 254L52 252H54V251H52V249H51L52 254H50V249H48L49 253L47 252L48 250H46L45 252H47L48 255L50 254L51 257L50 256L49 257L51 259H53L52 260L53 264H77L78 262H76L77 261L76 258L79 259L81 264H116L117 262H119L118 260H120V256L118 253L120 252L119 248L121 246L118 248L119 244H121L122 246L126 245L124 247V249L122 248V251L125 249L128 251V249H130L131 247H133L135 250L137 249V252L135 251L134 253H132L133 252L132 251V252L128 253V256H126L125 254H127V253H124V251H123V253L125 255V259L124 260L121 259L123 262L122 264H135V262L137 264L136 258L137 259H140L141 257L146 258V256L143 257V254L145 255V252L146 251L148 252L149 249L146 248V250H145V249H143V247L147 242H149L150 240L154 241V239H157L161 243V239L165 238V236L168 237L167 239H169V241H170V238L174 239L173 236L175 237L176 235H177V238H179L178 237L179 233L181 234L180 228L184 227L182 225H186V227H184L186 230L183 229L181 231L190 232V234L193 230L195 231L194 228H196V233L198 235L195 232H193L192 233L193 235L191 237H192V239H196L197 241L198 240L201 241V239H199V237L201 238V235H202L203 230H204L205 236L210 234L209 232H212L211 233L212 235L215 234L216 239H218L217 237L220 238L223 236L222 238H220V240L222 241V245H223V244H225L223 242H226L223 240V238L229 237L227 235H228V231H229L228 229H230V228H231V234H229L230 235L229 238H231V236H233L232 238L234 239V241L232 239V241H233L232 243L236 242V239L239 237H240L239 240L243 239V238H241V236H235L234 237L232 230L236 231L235 229H237V228L241 230V228H239V226H241V225L234 226L236 220L233 218L238 216L239 213H241V215H239V218H240V216H242L243 212H240L239 210H244V213H245V211L247 209V203H245V202H246V200L250 199V196H253L255 194V192H256L255 190L258 189V187L255 186L254 184H253L254 186H248L249 184H246L247 186L236 185L237 189L233 192V195H234L233 197L237 198V200L239 201V204H238L239 209L238 208L234 209L237 212L235 211V212L231 213V210H233V209L230 210V208H228L227 206H226V208L222 209L221 204L218 206L216 205L219 203H216V204L213 203L215 205V207L213 205H211L213 207V209L217 208L218 211L221 209L219 211V215L223 213L224 209L225 210L229 209L228 211L230 212V215L233 214L235 216L234 217L231 215V217H230V219L233 217L232 219L234 221V224L229 221L230 215H229L228 211L227 212L224 211L225 214L224 215L222 214L223 216L219 217L220 220H218L217 217H214L213 220H210V217H211L213 211L216 212V210H213L212 207L210 206L209 208H211L212 211L209 209L210 214L208 215V212L206 209L205 210L202 209V211L200 210V212H199L198 211L199 209L197 208L198 206H196V205H193L192 206L193 210H191L192 212L196 210L195 211L196 213L194 212L196 214V216H195V214L194 215L190 214L192 216V217H190V215H188V217H190V221H185V220L183 221V219H181V218H184V217L180 213V211L175 210L176 209L175 206H173L174 208L172 209V206H171V203L169 200L170 196H169L168 192L166 191V187L170 186V184L167 185V181L170 180L171 178H173L174 173H177V172L180 173L181 171H179V170H181L182 167H184L186 169V166H182V163L184 161L182 157L185 158L187 153L186 152H184L182 154L180 153L181 157L180 158L176 157L177 160L175 162H173V166H171V168L168 165V167H165L163 169L162 173H160L159 175L158 174L156 175L154 170H152V168H153L152 165H154L155 162H153L154 160L151 161V158L153 157V154L151 153V151L148 149H145V150L141 149L138 151V153H133L129 147L130 141L126 138L127 133H128V131H126V130L128 129L129 126L133 125L136 122V119H135ZM30 118H32V117L30 116ZM16 119H15V121H16ZM29 120L30 119H28V121ZM2 123H0V127H1ZM208 123H209V121H208ZM21 124H23V123H21ZM188 127H189V130L191 128H196V129L198 128V126H196L195 124L188 125ZM23 128L27 129L26 132L22 131ZM5 129H3V130L5 131ZM19 129H21V131L24 132V134ZM0 130H2V129L0 128ZM3 130H2V132H3ZM10 130L16 131L17 134H18V132H20V133H19V135L15 134V132H13V134H12L11 133L12 131L10 132ZM198 130L199 129H197V131ZM8 131H7V133H8ZM201 131L199 130L200 135H201ZM3 133H6V132H3ZM15 135H16V137H15ZM201 137H202V135H201ZM0 138H2V137H0ZM10 138L11 137H9V139H7V140H10ZM142 138H143V136L136 139L135 140L136 142H133V144L134 143L140 144V142L143 140ZM18 146L20 148H18ZM58 147L61 149V151L59 150L58 153H56L58 150ZM127 147H128V149H127ZM56 148H57V150H56V152H54V150ZM185 148H186V146H185ZM253 148H256V149L258 148L259 150L258 149L257 150L259 152L261 151V153H258V154L256 153L257 155H255V156L253 154L251 155V152H253V150H256ZM21 149H23V151H21ZM186 150H188V149H186ZM236 150H238L240 152L239 155L242 158L239 157V159H238L237 155H235V154H237ZM190 153H189L190 155L195 156V158H196V155H194L192 152H190ZM253 153H255V152H253ZM169 155L170 154H167V156H169ZM198 155H200V157H201L202 154L200 151H199ZM192 156L190 157L191 159H192ZM234 157L232 159H234ZM258 157H260V156H258ZM262 157H261V159H262ZM5 158L7 159V157H5V156L1 159H4L5 163H6L8 161H6ZM187 159H189V158H187ZM191 159L186 161L188 166H189V164H191L190 163ZM4 160H2V162H4ZM20 160H21V158L18 159L16 161V163L19 162ZM192 160H194V159H192ZM141 161H143V162H141ZM188 161H190V162H188ZM201 161L202 160H199L198 158H196L194 162L192 161L196 167H198V165H199V167H198L199 170H201L200 165L202 164V162H205L206 160L202 161V162ZM26 162H22V160H21V163H26ZM168 162H169V160H168ZM261 162L264 163V160ZM19 163H17V164L19 165ZM21 163H20V165H21ZM27 163H26V166H28ZM205 163H208V162H205ZM171 164H172V162L170 163V165ZM240 164H241V162H240ZM258 164H259V162L257 163V166H256V163H255V165L254 164L253 165L256 166V168H259ZM184 165H186V164L184 163ZM241 165L243 167V164H241ZM143 166H145L147 168H144ZM246 166L244 165V168H246ZM21 167H23V166L21 165ZM74 168H76V169H74ZM187 168L189 169V172H190L191 171L190 168H192V166L190 165ZM256 168H255V171H256ZM15 169H17L16 166H15ZM228 169H230V170H228ZM27 170H28V167H27ZM194 170H196V169H194ZM227 170L232 175L229 173H226ZM261 170H263V168ZM18 171L19 170H17V172ZM183 171H184V169H183ZM226 171L224 173L226 175L228 174L227 175L228 177H229V175H231V176L235 175V174H233L235 171H233V170L231 171V168H227ZM257 171H260V170H257ZM263 172H264V170H263ZM263 172H261V173H263ZM1 173H0V175H1ZM153 173H155V178L153 176ZM198 173L199 172H197V171L194 172L193 170H192V172H190L191 182L193 180L194 184L197 187H199V185H201V183L203 181L202 173H200L201 174L200 176ZM57 174H58V171H56L54 174H52L47 179V184L42 191V198L39 199L36 203H34V206L29 208L26 212L24 211L23 212L24 214L20 216V218L23 219L22 220L23 221L22 226L26 227L29 230H33L36 232H37V230L38 231L40 230L39 234L41 235V237L43 239H45V237L49 236V230H51L52 226H55V224L61 225V224L68 222V217H66L65 214H60L58 216L53 215V213L57 214V211H59L60 207L53 208L52 204H55L54 202H57L60 199V197H63L66 195L65 184L66 185L68 184L67 178L62 181L61 176L57 175ZM17 175H19V173ZM21 175H24V174L21 173ZM156 176L159 177V179L161 178L160 181L162 182V184L159 185L158 189L153 190V191H149L147 193L142 191V195H141V192L138 190L139 195L136 196V198H135L134 197L135 194L133 195V192H132L135 190L134 188H136V186H137V188L140 187V189H141L143 187L150 186L152 184L153 179H156ZM201 176H202V178H201ZM217 176L219 177L220 175H217ZM71 178L73 179V177H71ZM74 178H75V176H74ZM221 178H220V181L217 180V182H221ZM260 178H262V177L260 176ZM213 179H214V177H212L211 181ZM229 179H232V178H229ZM1 182H2V179H1ZM221 184L222 183L219 184V187ZM222 185L223 186H221V187H224L227 190H228V188H232V187H230L231 186L230 184H229L230 186H227L226 184H222ZM224 185H226V186H224ZM240 185H242V184L240 183ZM100 187H103L104 189L102 188L103 190H99ZM2 190H4V191H2ZM240 193H242V195H245V196L244 197L240 196L241 195ZM247 195L249 196V198L247 197ZM240 197L242 199H240ZM116 208H117V210H116ZM206 208L208 209V207H206ZM172 210L173 211L175 210L177 213L175 211H174L175 213H173ZM247 211H248V209H247ZM247 211H246V213H247ZM220 212H222V213H220ZM235 213H238V214L236 215ZM178 214H180L181 217L177 216ZM213 215L216 216L217 214L213 213ZM242 217L240 219H242ZM244 219H246V218H244ZM227 221H229L230 224ZM2 222H4V221L2 220ZM53 222H54V225H53ZM184 222H187L189 227ZM190 223H191V227H194V228L190 227ZM237 223H238V221H236V224ZM0 224H2L1 221H0ZM238 224H240V223H238ZM245 224H247V226H243V227L244 228L248 227V222ZM3 225H4V223H3ZM108 226H109V228L110 227L112 228V231H110V232L107 231ZM161 226H162L163 230L161 229ZM180 226H182V227H180ZM232 226H233V228H232ZM176 227H177L178 231L175 230ZM178 227L180 230L178 229ZM2 230L3 231H0V249L6 251L8 248L11 247V245L16 243L15 241H18V240H17V238L14 237V232L11 231L9 229V227L2 229ZM237 231H239V230H237ZM107 232L109 234H111L110 235L111 237L109 236V238L111 239L112 244H111V247H108V248H110L111 254L110 253L108 254L106 252V250L108 249L107 245L109 244V246H110V243H111V242H108V240L105 241L107 234H108ZM185 234L187 235L188 233H185ZM17 235H19V233ZM157 235H158V238H157ZM186 235H185V238H186ZM196 235L199 236L198 239H197ZM160 236H161V239L159 238ZM188 236H190V235H188ZM181 237H182V234H181ZM191 237L187 238V240L185 238H183V239L188 241L191 239ZM193 237H195V238H193ZM212 237L215 238L214 236H212ZM203 238L205 239V241L201 242L202 246L208 245L206 242V240H208V239L205 237H203ZM229 238L227 240H230ZM97 239H98V241H97ZM165 239H163L162 241L164 242L167 240V239L166 240ZM216 239H214V240L210 239V241L212 240L214 242V243L210 242L211 243L210 245L214 244L213 246L216 245L215 247H218L217 246L218 244H215ZM93 240H94V244L91 247L90 243L93 242ZM140 240H142L145 243L143 245V247H142V243H140L141 242ZM178 240H181L180 241L181 243H184V241H185V240H182L181 238ZM153 241H151V245L153 244ZM169 241L167 240V242H165L166 245H168L167 243H169ZM194 241L195 240H192V242H189V241L187 242V244L189 243V247H191L190 246L191 243H192L191 245H193ZM197 241L195 242L196 245H197ZM221 241H220V243H221ZM237 241H238V239H237ZM105 242L106 243L108 242L107 245L105 244ZM127 242H129V243L132 242V243L128 244ZM217 242H218V240H217ZM156 243L159 244V242H156ZM165 243L161 244V248H163V246L166 247ZM173 243H175V242H173ZM181 243L178 245V246H180V249H181L182 245L184 247L186 246L185 245L186 243H184L182 245H181ZM198 243L201 247L200 242H198ZM208 243H209V241H208ZM239 243H241V242H239ZM132 244H133V246H132ZM227 244H230V245H227ZM237 244H235V245H237ZM247 244L249 245V243H247ZM77 245H78V247H77ZM127 245H129V247H127ZM153 245L151 246L152 248H153ZM196 245H194V247ZM199 245H198V247H199ZM210 245H208V246H210ZM235 245L231 244V242L226 243V246H228V248L231 247L228 249V251L232 250L233 248L235 249V247H232ZM238 245H240V244H238ZM238 245L236 247H237V249H240V248H238L239 247ZM243 245L244 244H242V246L241 245L240 246L243 247ZM140 246H141V248H140ZM213 246H211L210 248H208L206 246L205 247L207 249L211 250V248H213ZM74 247H76V248H74ZM159 247L160 246H158V250H159ZM189 247H187V250H189ZM194 247L192 246L190 248V251H191V249L193 250ZM198 247H195L196 252H197ZM205 247H203V248H205ZM220 247L222 248L221 244H220ZM220 247L218 248V252L222 253L224 251L223 253L225 254L227 247H226V250L219 251ZM244 247H246V246H244ZM244 247H243V251L245 250ZM250 247L251 246H249V249H248V247H246V251H245L246 253L244 252L245 255H244V253H243V255L241 254L242 251L238 252L242 248L240 250H236V249L234 250L233 249L234 251H237L238 253H240V256L238 255L237 252H233V250L230 252H233L234 254L237 253V256H239V257H241V256L247 257V255H248L247 253H249L251 250ZM206 248L204 249L205 251H206ZM223 248H224V246H223ZM139 249H140L141 253H143L141 255V257H138V256H140L139 255L140 253H138ZM165 249H167V248H165ZM183 249L186 251V248H183ZM215 249H217V248H215ZM14 250H15L14 254H16V257H15L16 259L14 260L15 264H30L28 260H30L31 257L27 258V256H30L29 254L26 255V253L23 250H18L17 247ZM126 250H125V252H127ZM130 250H133V249L131 248ZM151 250H149L148 253H150ZM169 250H167L168 253L173 251V248L171 247V251H169ZM199 250H201V249H199ZM210 250H209V252L208 251H206V252L210 253ZM220 250H222V249H220ZM155 251H157V250H155ZM177 251H178L179 255H183V254L187 253V252L186 253L181 252V254H180L179 250H177ZM194 251H195V249L193 250V252ZM175 252H176V250H175ZM199 252H201V251H199ZM230 252L227 254L231 255L232 253H230ZM106 253L109 256L106 255ZM152 253L153 252H151V254ZM157 253H158V251L156 253L154 252L153 254L156 255ZM188 253H189V255L186 254V256L191 257V255H193V254H190L189 251H188ZM212 253H214V252L212 251ZM223 253L217 254V255L222 256V255H224ZM200 254H202L201 256H204L203 253H200ZM227 254L224 255V260H225V258L227 259V264H229L228 263L229 261H230V263H233V262H236L238 260H240V261L243 259L245 260V258H246V257L245 258L242 257L241 259L238 258V260L235 261L232 258H236L237 257L236 254H235L236 257L232 256V255H234V254H232L231 255L232 258L230 257V255L228 256ZM249 254H251V253H249ZM226 255L228 257H225ZM52 256H54V257H52ZM107 256H108V258H106ZM42 257H43V253H42ZM49 257H48V260L51 261V259ZM64 257L66 259H68V261H66L65 263H64V261H65ZM229 257H230V260L228 259ZM62 258L64 259L63 262L61 261V260H63ZM153 258H152V260H153ZM180 259H181V257H180ZM189 259L191 260V258H189ZM231 259H232V262H231ZM74 260H76V261H74ZM166 260L169 261V259H166ZM174 260H175V258L173 259V261ZM141 261L143 262V259L138 260V263L142 264ZM175 261L173 263H175ZM180 261H182V260H180ZM194 261L196 262L197 260L194 259ZM240 261H239V263H240ZM14 262L12 264H14ZM169 262L172 263V261H169ZM192 262H193V260L191 262H188V263L190 264ZM212 262L217 263L216 260H214ZM223 262L226 263V260ZM242 262L243 261H241V263ZM44 263H46V261ZM183 263H185V262H183ZM206 263L208 264L207 261H206ZM247 263H249V262H247ZM0 264H3V262L0 261ZM46 264H48V263H46ZM210 264H212V263H210Z\"/></svg>",
  "mask_w": 264,
  "mask_h": 264
},
{
  "label": "crops",
  "instance_id": "obj_3",
  "mask_svg": "<svg viewBox=\"0 0 264 264\" xmlns=\"http://www.w3.org/2000/svg\"><path fill=\"white\" fill-rule=\"evenodd\" d=\"M263 74V73H262ZM246 77L247 78H255V77H257V72H255V71H250V72H247L246 74ZM264 82V81H263ZM263 82H260L259 84L258 83H256V85L258 86V88L259 87H264V84H262ZM256 90H254V91H257V90H259V89H257V87H254ZM253 88V89H254ZM251 90V89H250ZM252 91V90H251ZM257 115H258V118H259V122H260V125H261V127H262V129H263V131H264V100L263 101H261V102H259L258 104H257Z\"/></svg>",
  "mask_w": 264,
  "mask_h": 264
}]
</instances>
